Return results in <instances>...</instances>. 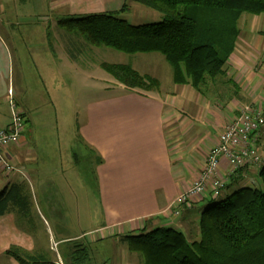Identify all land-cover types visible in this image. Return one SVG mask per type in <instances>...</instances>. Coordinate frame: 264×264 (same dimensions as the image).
I'll list each match as a JSON object with an SVG mask.
<instances>
[{"label": "crops", "instance_id": "0c3cea01", "mask_svg": "<svg viewBox=\"0 0 264 264\" xmlns=\"http://www.w3.org/2000/svg\"><path fill=\"white\" fill-rule=\"evenodd\" d=\"M129 2V0H43L45 9L56 10V16L65 19L79 15L117 12L122 14L129 10L128 8L122 12ZM28 6L29 0H0V31L11 29V26L15 30L17 24H20L19 19L29 20L30 17L42 16L41 9L35 12L36 10L28 9ZM58 22L59 20L56 21V28H59ZM67 35L66 55L77 65L82 62L84 56H91L89 60L94 61L98 57L97 54H100L105 57L106 63L131 66L139 74L159 79L161 82L158 93H140L130 91L113 79L114 81L110 83L113 86L110 88L113 93L87 105L86 120L78 132L81 141L91 148L96 156L94 166L105 218L102 231L105 233L98 240L99 244H96L97 240L94 239L88 246L77 243L75 249L84 246L90 251V258L84 264L93 262L91 249L93 245L101 246V254L110 248L120 250L121 256H117L120 258L118 264H142V259L130 253L123 239L128 235L140 234L145 230L152 231L157 227L178 229L186 236L193 231L196 233L195 238H198L200 220L195 211L211 203L216 197L207 192L184 205H179L176 199L200 177L208 154L218 145L226 124L240 115V109L254 105L264 112V54L255 55V51L248 48L250 45L247 42L237 46V51L231 59L229 77L226 79L232 82L229 83L231 87L227 84L222 86L219 93L201 94L190 85L175 84L172 66L159 53L131 54L129 57L125 56L127 58L119 56L114 59L110 49L92 47L82 38L70 36L68 33ZM12 53L0 35L1 114L4 112L3 108L10 105L9 91L12 89L18 109L20 106L15 97L14 82L11 85L15 61ZM83 69L91 73L93 68L83 65ZM57 75L62 74H55ZM170 78L174 88L165 92L164 79ZM228 89H231V92ZM224 91L227 93H223ZM222 95V100L226 101L224 104L222 101L217 102ZM20 111L26 122L22 138L6 151L7 160L16 166L17 171L7 173L0 166V191L8 184L24 182L25 163L37 151L35 124L30 125L28 122L29 110ZM8 120L6 127L0 129L9 128L11 116ZM42 128L44 131L49 129L46 125ZM262 133L263 131H260L258 134L260 141L256 146L263 154ZM73 157L78 161L77 154L73 153ZM221 162V175L227 180L226 186L257 185L258 181L254 176L256 172L259 173V166L247 165L232 171L225 158ZM81 181L85 182L84 179ZM228 188L229 186L221 196L235 191L227 190ZM20 226L15 214L1 215L0 264H20L7 254L11 247L18 246L30 252L38 249L40 243H36L32 231ZM77 241L80 239L65 240L69 243ZM73 252L76 250L68 245L64 251L58 252V259H51L56 260L58 264H76L71 258ZM112 257L107 251L103 264H107Z\"/></svg>", "mask_w": 264, "mask_h": 264}, {"label": "trees", "instance_id": "16d2710c", "mask_svg": "<svg viewBox=\"0 0 264 264\" xmlns=\"http://www.w3.org/2000/svg\"><path fill=\"white\" fill-rule=\"evenodd\" d=\"M132 1L156 10L164 20L135 26L117 12L68 17L58 26L92 47L128 55L159 53L172 66L175 84L190 85L201 94L219 93L231 82L226 79L241 37L239 21L244 14H264V0ZM100 67L130 91L158 93L161 89L159 79L143 76L131 66L102 63ZM259 173L260 187L240 186L218 202L213 198L202 211L198 238L188 240L178 229L157 227L128 235L123 241L142 264H264V165ZM32 203L25 181L8 184L0 191V217L15 214L21 225L34 212ZM73 250L71 258L76 264L90 258L87 247ZM7 254L20 264H58L18 246Z\"/></svg>", "mask_w": 264, "mask_h": 264}, {"label": "rangeland", "instance_id": "374dc122", "mask_svg": "<svg viewBox=\"0 0 264 264\" xmlns=\"http://www.w3.org/2000/svg\"><path fill=\"white\" fill-rule=\"evenodd\" d=\"M129 1V10L120 14L129 24L142 26L164 20V15L156 10ZM28 9L35 12L41 9L43 14L41 17H30L29 20L19 19L20 24H17L15 30L11 26V29L0 31L15 59L11 85L14 82L19 109L29 110L28 122L30 125L35 124L37 140V151L25 163L23 176L30 187L34 212L23 219L20 227L30 229L32 232L28 231L33 234L36 243H40L34 253L58 259V252L64 251L68 245L74 249L77 243L88 246L92 239L99 244L98 240L105 233L102 231L105 218L94 166L96 156L81 141L78 130L86 120L87 105L113 93L110 83L114 80L108 70L100 67V64L106 63L103 55L97 54L94 61L89 60L91 56H84L79 65L66 55L68 35L55 27L56 21L65 18L57 17L56 10L45 9L43 0H29ZM239 23L241 37L237 46L247 42L250 45L248 48L253 49L255 55L264 54V14H244ZM111 53L114 59L130 56L113 50ZM52 60L55 64H52ZM82 64L91 66V73L83 71ZM57 73L62 75L55 76ZM173 88L172 79H164L163 90L169 92ZM219 101L223 104L226 102L222 96L220 100L217 99ZM3 109V114L0 112L1 128L6 127L12 115L9 104ZM43 125L49 129L44 131ZM261 131L264 136V128ZM73 153L77 154L78 161L74 159ZM79 179H84L86 183ZM254 179L258 181L255 186L260 187V173L256 172ZM227 190H238V187L231 185ZM224 198L225 195L218 196L213 202ZM208 204L211 203L195 211L199 220L202 217L201 210L207 208ZM195 234L190 231L187 234L188 240H194ZM69 238L80 241L65 242ZM61 241L63 243H58ZM91 249L92 264H103L107 251L113 256L107 264L120 262L117 257L121 256L120 250L116 248H110L103 254L100 253L101 246L93 245Z\"/></svg>", "mask_w": 264, "mask_h": 264}, {"label": "built area", "instance_id": "2783aa9c", "mask_svg": "<svg viewBox=\"0 0 264 264\" xmlns=\"http://www.w3.org/2000/svg\"><path fill=\"white\" fill-rule=\"evenodd\" d=\"M9 96L11 124L7 129H0V166L7 173L17 171V168L7 160L6 151L11 145L20 142L26 125L23 113L13 97V89L9 91ZM240 111L234 121L226 124L218 145L211 149L206 158L200 177L176 199L179 205L187 204L207 192L214 197L221 196L227 183L221 175V161L224 158L232 171L247 165L260 167L264 163V156L256 146L260 141L258 134L264 128V112L254 105H247Z\"/></svg>", "mask_w": 264, "mask_h": 264}]
</instances>
